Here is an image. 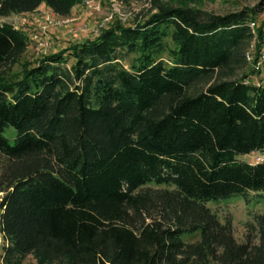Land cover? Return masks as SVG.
Segmentation results:
<instances>
[{"label": "trees", "instance_id": "obj_1", "mask_svg": "<svg viewBox=\"0 0 264 264\" xmlns=\"http://www.w3.org/2000/svg\"><path fill=\"white\" fill-rule=\"evenodd\" d=\"M82 1L0 0V16ZM152 4L34 63L0 22L2 264H264V218L257 244L237 242L205 205L264 191V159L238 158L264 152V81L247 80L264 46L256 9Z\"/></svg>", "mask_w": 264, "mask_h": 264}, {"label": "rangeland", "instance_id": "obj_2", "mask_svg": "<svg viewBox=\"0 0 264 264\" xmlns=\"http://www.w3.org/2000/svg\"><path fill=\"white\" fill-rule=\"evenodd\" d=\"M153 0H83L80 3L73 5L69 12L64 16L56 14L50 15L54 24L47 28L44 32L48 39V48L43 51L38 48L37 41L44 37L34 20L40 19L50 10L45 5H40L32 12H23L9 14L8 16H0V22H9L17 29L21 30L27 37L28 42L25 51L22 53L20 60L30 61L34 63L41 55L56 52L68 46L71 42H80L84 39H91L96 36L99 31L106 28L114 20L120 21L123 25H133L137 21H143L150 14L155 12V7L152 4ZM157 3H168L169 5H180L187 1L188 5L195 6L205 13L225 14L234 12L242 7H255L256 18L254 20L253 29L255 26L262 25L264 28V0H154ZM44 12V13H42ZM252 23V22H250ZM264 40V37H263ZM256 39L249 41L245 53L252 55L254 52V44ZM264 45V44H263ZM264 48V46L262 47ZM132 54L128 56V59ZM126 59V60H128ZM72 59L68 57L66 65L68 66ZM249 63L246 64V66ZM242 68L237 71L236 75H240ZM20 71L18 65H12L6 72L9 76L11 73L17 74ZM261 77L260 75L250 74L248 79L255 83ZM264 81V80H263ZM3 136L12 143L14 138L13 128H6L2 132ZM239 159L249 163H254L264 159V152L253 151L248 154L238 156ZM5 161L0 156V169ZM3 192H0V197ZM205 205L213 210L219 218L220 222L228 221L231 228V234L237 242L245 240L252 244L259 242V232L257 231V219L264 218V191H257L250 194L245 199L237 196L219 199L217 201L208 200ZM198 232H183L180 234L181 241L185 243L194 242L198 239ZM4 241L0 240V264L2 245ZM19 264H36V261L31 255H26Z\"/></svg>", "mask_w": 264, "mask_h": 264}, {"label": "built area", "instance_id": "obj_3", "mask_svg": "<svg viewBox=\"0 0 264 264\" xmlns=\"http://www.w3.org/2000/svg\"><path fill=\"white\" fill-rule=\"evenodd\" d=\"M44 13V12H42ZM54 14L52 11L50 12H46L45 16H42L40 19L38 20H34V23L36 25V27H38L40 29V31L42 32L43 36L42 38H40L37 41V46L39 49L45 51L48 48V39L46 37V35H44V32L47 30L48 27L52 26L54 24V21H52V18L50 15ZM9 23V22H8ZM11 24V23H10ZM12 25V24H11ZM13 28H16L14 25H12ZM249 27H252V23H249ZM245 57L248 61H250L251 59V55L249 56L248 53L245 54ZM252 66L258 70V73L260 75V79L257 80L254 84L255 85H259L260 83H262V81L264 80V48H262L259 52V56L256 59V61L252 64ZM2 239V234L0 232V240Z\"/></svg>", "mask_w": 264, "mask_h": 264}]
</instances>
